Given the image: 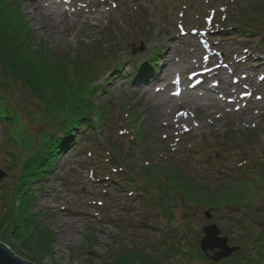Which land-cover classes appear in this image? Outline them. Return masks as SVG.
I'll return each instance as SVG.
<instances>
[{
    "label": "rangeland",
    "instance_id": "rangeland-1",
    "mask_svg": "<svg viewBox=\"0 0 264 264\" xmlns=\"http://www.w3.org/2000/svg\"><path fill=\"white\" fill-rule=\"evenodd\" d=\"M259 1L55 0L59 4L45 7L44 15L50 18L45 21L38 17L33 0H11L8 11L18 15L20 20L14 19L26 28L21 37L43 61L41 68H46L47 61L40 57L42 52L64 62L68 58L84 62L94 54V46L104 53L98 56L102 67L89 84L90 94L84 83L74 87L78 79L72 70L64 85L53 74V86L32 89L33 74L28 83L24 72H32L33 58L27 59L22 70L19 63L11 67L0 61V97L10 111L17 107L14 110L28 131L22 140L33 138L35 149L45 134L56 133V147L63 145L51 174L41 177L40 184H32L26 193L34 203L26 206L22 201L39 222L37 243L45 247L44 255H30L21 245V230L15 231L17 237L9 233L10 219L17 215L5 214L21 207L18 196L23 194L22 190L17 193L22 162H15L18 159L8 153H26L12 148L13 140L0 123V170L7 174L0 181V244L32 264H158L156 257L122 256L121 249L150 253V246L176 226L201 232L212 223L222 236L235 237L224 216L231 212V205L211 207L209 222L203 212L208 208L207 189L226 190L245 172L253 174L264 160V24L257 26L259 34H249L234 22L239 12L245 19L252 18L248 13ZM106 32L108 37L101 40ZM139 36L143 50L132 55ZM109 38L114 40L111 53ZM3 61L11 64L9 57ZM168 64L172 67L166 75ZM140 67L143 71L136 80L133 70L140 71ZM218 69L220 75L215 76ZM50 76L45 73L43 77ZM144 81L148 86L142 85ZM164 86L169 87L160 91L162 97L177 99L171 115L155 119L150 110L145 112L154 105L153 96L136 94L159 93ZM64 89L73 91V100L89 108L93 130L73 118L64 123L69 131H58L59 122L76 112L60 107L58 93ZM191 94L197 99L196 106L185 107ZM52 95L57 97H48ZM81 129L89 131L82 133ZM14 141L20 145L19 139ZM178 170L190 181H172ZM121 176L130 183H116ZM134 183L148 194L137 192ZM160 184L166 189L158 192L154 187ZM150 196L155 197L153 206ZM156 198L163 202L161 212ZM168 212L172 213L170 221ZM181 234L188 241V233ZM189 236L192 242L194 235Z\"/></svg>",
    "mask_w": 264,
    "mask_h": 264
},
{
    "label": "trees",
    "instance_id": "trees-1",
    "mask_svg": "<svg viewBox=\"0 0 264 264\" xmlns=\"http://www.w3.org/2000/svg\"><path fill=\"white\" fill-rule=\"evenodd\" d=\"M10 2L11 0H0V61L11 67H16L19 63V70H22L27 59L30 60L33 58L34 68L32 69V72H24L25 76L28 78V83H31L33 74L32 87L34 88L32 89H35L36 85H39L41 89L53 86L55 83L54 75L57 81L60 82L59 85H64L68 80L67 75L70 76L69 73L70 70H72L77 74L78 79L77 85L74 87L83 86L84 83V89L86 92L88 91V94H90L89 84H91L93 78L96 77L98 68L102 67V65H100L102 63H99V59L101 58V54L104 52L100 49L98 52L96 50L100 47H92L91 49L94 54L87 56L84 62H82L80 58H68L64 62L59 58V56L52 55L50 52H42L40 57L45 58L47 61L44 63L46 68H41L40 63L43 61L37 57V53H35V51L33 52V49H31L27 43H24L25 39L21 37V35H24L22 32L25 31L26 28L20 26V23L18 24V20H20L18 15L13 16L8 11ZM250 13L251 16H254V18L247 21H242L241 19L242 23H240V28L246 30L249 34L254 32L257 25L264 24V0L259 1ZM14 17L18 20L14 19ZM110 43L111 42L108 39V44ZM21 48H24V51ZM98 56H100L99 59ZM7 57L10 58L11 64L3 61V58ZM149 61L147 62L149 63ZM45 73H51V76L49 78L43 77ZM133 75L134 76H132V78H135V74ZM28 86L30 87V85ZM90 89L95 91L94 86H91ZM53 91L54 90L51 89V92ZM39 94L46 103H49L43 92L40 91ZM58 95L61 98V101H59L61 104L60 107L63 106L65 109L68 107V109H72L73 111L76 110V112L66 115L62 122H59L60 130L58 131H69L70 128L67 127L68 125H64V123L67 119L72 120L73 118L76 120L78 125L81 124L89 130H93V126L89 120V117L91 116L89 113L91 111L88 107H83L81 103L73 100V98H75L74 92L64 89L59 92ZM48 97L54 98L57 97V95ZM73 103H75L74 107L71 106ZM12 108L15 109L17 107L14 106ZM63 108L62 111H65ZM9 109L10 108L4 99L0 97V123L5 126L4 134L8 135L13 140V145H11L12 148H17L19 153H26L24 156H21L20 154L16 156L14 151L8 153L13 158L18 159V161L15 159V162H22V180L20 181L17 193L20 190L23 191L22 195H17L18 198L21 197V207L19 209L14 208L13 212L9 210L5 213L7 215L11 213H13V215H17V217H13V221L10 219L8 225L11 224V229L9 233L12 234L11 237H17L15 231L21 230L23 240L21 245L25 246L26 250L29 252L28 254L31 255L32 253H36L39 256L43 253L44 255L45 247L37 243V241L39 242L37 238L39 222L35 218V214L32 215L28 207H25V205L22 206V201L24 200L26 206L28 202L30 205L34 203L35 199L31 195L27 198L26 193L30 191V186L32 184H40L41 177L45 178L48 174H51L50 171L58 158L57 151L61 149L63 145L56 147L57 140L54 139L56 133H53L49 137L45 134L42 144L33 149L32 145L35 142L33 138H31L29 142L22 140V138L27 136L28 131H25V127L20 119L21 117L17 115L14 109L13 111H10L11 109ZM81 130L82 133L89 131L83 129ZM17 139L20 140V145L14 141ZM252 171L254 172L253 174H246L245 172L243 178H240L237 183L226 188V190H206V206L219 209L223 205H231V212L224 215L229 220L235 234V237L229 238V242L239 246L238 252L219 264H264V160H260L259 168ZM177 176L178 177L173 176L172 181L179 178L181 180L190 181L183 173H178ZM161 188L163 190L166 189L164 185H162ZM137 189L139 188L137 187ZM208 191H210V196H208ZM208 199H210V201L213 199V201L210 202ZM197 203L202 202L197 201ZM156 206L160 209L164 205L163 202L160 201L156 204ZM168 213V219L170 221L172 213ZM34 225H36V227ZM186 232L188 233V237H186L188 238V241L183 239V234L180 235V233H184L186 236ZM197 232L198 231L190 228V226H187L185 229L177 226L169 227L164 239L162 241H157L155 243L156 245L150 246L152 253H146L145 250L140 248H134L130 251L122 248V256L128 255L134 256L135 258H139L141 256L145 260L156 257L159 260L158 264H165L167 262L173 264H213L201 254L198 248L197 240L193 239L191 242L189 235L196 234ZM198 234L199 235L197 236L199 237L201 234ZM49 244L50 240L48 241V245ZM155 246H157V248L153 249Z\"/></svg>",
    "mask_w": 264,
    "mask_h": 264
},
{
    "label": "water",
    "instance_id": "water-1",
    "mask_svg": "<svg viewBox=\"0 0 264 264\" xmlns=\"http://www.w3.org/2000/svg\"><path fill=\"white\" fill-rule=\"evenodd\" d=\"M140 50H142V45L136 48L134 52ZM6 177L7 174L4 171L0 170V181L5 179ZM204 216L207 218V220H209L210 210L206 211L204 213ZM202 232H203V237L199 242V247L201 252L212 263L217 264L220 261L230 257V255L233 252H236L238 250L237 247L228 246L227 238L219 237L220 231L217 229L215 225H209L204 227ZM209 252L211 253V255L208 254ZM0 255H3L4 257L3 264H32L14 255V253L3 244H0Z\"/></svg>",
    "mask_w": 264,
    "mask_h": 264
},
{
    "label": "bare ground",
    "instance_id": "bare-ground-1",
    "mask_svg": "<svg viewBox=\"0 0 264 264\" xmlns=\"http://www.w3.org/2000/svg\"><path fill=\"white\" fill-rule=\"evenodd\" d=\"M23 2H25V0H23ZM50 3L54 4V5L59 4V3H56L55 0H33V3H32V5L36 6V9L39 12L38 17L45 20V21H50L49 14L46 16L44 15L45 7H47ZM60 3H62V1H60ZM23 5H24V3H23ZM78 15H80V13ZM171 67H172V64H168L167 66L164 67L166 75L171 71ZM214 75L215 76L220 75L219 69L214 72ZM157 81H158V79H157ZM219 81H220V78H219ZM174 85L175 84H172V86H174ZM168 87L169 86L161 87L157 91L159 93H151V91H147L146 93L143 92V93H137L136 94V96H138V97L153 96L154 105L151 106L149 109H147L145 112H148V110H150L155 119H159L161 117H168L169 115H171V113L173 111V109L171 108V105L173 104V101H175L177 98L169 97L170 99H168V98L162 97V93H161V92H164L166 89H168ZM196 100L197 99L194 97V95L191 94L190 96L187 97L186 101L184 102V106L185 107L188 106L190 108V107L195 105ZM212 105L214 106V104H212ZM198 108L202 109L203 107H198ZM198 108H195V109H198ZM206 109H208L207 106H206Z\"/></svg>",
    "mask_w": 264,
    "mask_h": 264
},
{
    "label": "snow or ice",
    "instance_id": "snow-or-ice-1",
    "mask_svg": "<svg viewBox=\"0 0 264 264\" xmlns=\"http://www.w3.org/2000/svg\"><path fill=\"white\" fill-rule=\"evenodd\" d=\"M4 257L3 255H0V264H3Z\"/></svg>",
    "mask_w": 264,
    "mask_h": 264
}]
</instances>
